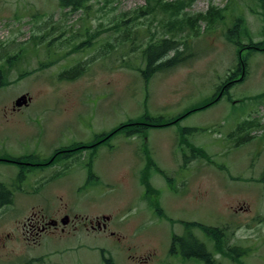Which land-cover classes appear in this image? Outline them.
<instances>
[{"label":"rangeland","instance_id":"obj_1","mask_svg":"<svg viewBox=\"0 0 264 264\" xmlns=\"http://www.w3.org/2000/svg\"><path fill=\"white\" fill-rule=\"evenodd\" d=\"M185 1H192L185 10L190 16L215 8L224 19L215 24L200 22L197 34L188 30L179 34L177 38L188 44L180 48L186 52L185 62L146 79L143 51L153 34L162 35V17L151 23L147 18L123 16L146 6V0H92L87 16L85 11L67 13L58 0H0V67L7 83L0 88V149L17 152L24 146L26 130L13 121L18 115L9 110L25 94L31 104L23 109L24 116L36 115L40 122L33 126L37 137L31 142L51 148L92 142L100 132L130 121L170 122L219 98L176 126L147 130L146 142L140 143L154 146L158 161L154 157L155 166L146 165L147 171L145 165L134 163L135 182L130 178L131 163L113 157L102 159L105 172L99 169L102 165L96 166L99 179L85 188L73 174L66 184L65 203L80 223L77 234L48 237L36 244L21 236L22 240L0 248V264H106L104 259L114 264H198L194 258L170 253L173 235H180L188 222L223 230L227 237L223 247L238 248L234 258L223 256L212 237L191 226L214 253L215 264H264V52L243 51L248 60L245 79L230 88V99L219 96L223 83L241 75L234 73L238 46L225 36L241 16L246 32L235 31V39L263 44L264 0ZM122 20L128 25H120ZM116 22L119 28L113 30ZM86 28L95 37L73 36ZM127 29L133 34L123 40ZM83 42L88 45L77 49ZM78 65L84 74L70 79ZM247 120L254 123L252 128L232 137ZM183 129L199 131L183 134ZM229 135L230 145L225 141ZM181 141L198 146L194 154L187 152L192 158L197 155L196 166L190 161L185 168L173 166L169 152L174 142ZM122 142L131 145L125 137ZM146 147L141 150L147 153ZM17 170L0 164V182L6 183ZM112 173L120 180L115 191L104 178ZM145 180H149L147 192L141 186ZM60 186L64 184L48 186L30 199L17 195L15 204L0 212L6 228H20L32 211L50 213L53 203L60 204L50 193ZM102 216L112 218L109 229L115 235L86 230ZM249 247L251 257L242 254Z\"/></svg>","mask_w":264,"mask_h":264},{"label":"flooded vegetation","instance_id":"obj_2","mask_svg":"<svg viewBox=\"0 0 264 264\" xmlns=\"http://www.w3.org/2000/svg\"><path fill=\"white\" fill-rule=\"evenodd\" d=\"M22 96H27L29 98L28 104L20 108L17 107L16 101L19 99L18 98L12 103V107L9 112H13L15 115H18V118L13 117L15 119L13 121H19L20 126H24L21 128L22 131L25 132L26 130L24 133L26 136L23 138V142H25L24 146L20 147L17 152H13L12 150L14 149L7 147L0 149V164L6 163L18 167L16 174L11 176L6 183L0 182V212L5 206L14 205L15 198L19 194L26 199H30L41 194L48 186H55L60 182L63 183L64 186H60L58 190L50 193V195L55 196L59 200L60 204L52 202L53 210H51L50 213L32 211L26 215V217L24 216L25 219L20 228H18V225L12 226L13 229L11 230L6 228L4 225V217L0 216V248L2 249L10 241L22 240L21 236H23L26 241L36 244L40 243L42 239H46L48 237L76 235L80 230V223L77 221L76 215H70V212H68L69 210L65 200L69 197V191L68 185L66 184L73 179V174L75 176L74 179H80V181L83 182L84 188L86 184H93L95 182L93 181L94 179H99L96 176V166H99L102 159L108 157L117 159V157L121 154L123 150L121 143L122 137L130 139L135 136H142L144 138L146 134H133L131 136L122 132L113 134L112 131L120 126L117 125L108 131L100 132L95 136L94 140L89 143L79 141L70 145H60L52 148L43 145H36V142L31 141L35 140L37 137V128L33 126L35 123L40 126L39 118L36 115L30 117L24 116L26 112H24L23 109L30 106L31 97L28 94ZM7 114L8 113H6L5 116L6 119L9 117ZM247 122L252 123L251 120H247ZM31 126L33 128L27 130V128ZM248 128H252L251 124L248 125ZM100 165L104 166V163ZM178 168H185V165ZM130 169L133 183L136 181L133 171L134 166H131ZM143 169L144 171H147L148 167L144 166ZM145 177L148 179L146 175H144V178ZM148 181L149 180H145V182L141 183V186L145 188L146 192L147 186L149 185ZM119 183L120 182H116L113 184L115 186L113 191L117 190ZM26 186L30 187L27 188ZM9 195L12 196V201L10 203L3 204L6 202V198ZM111 219L112 218L110 216H102L92 220L85 228L88 231L91 229L92 231L97 230L100 232H111L109 229ZM187 224L185 223L186 226ZM195 227L197 228V226ZM259 233L263 235L262 230H260ZM110 234L115 235L113 232ZM187 237L191 238L190 240L193 242V245L190 246L189 244H186ZM203 243L204 242L201 240V237L197 232L195 233L190 227H186V229L184 228L181 231L180 235H173L170 253L180 255L186 260L194 258L198 264H206L198 256L201 244ZM227 247V252H231L230 250L233 249L232 247L236 246H230V244H228ZM248 249L249 250L245 249L246 251L243 250L242 254L247 253L246 256L251 257L249 252L251 247ZM223 256H226V254H223ZM32 260L39 262L38 258H33ZM245 262L242 264H249L248 262Z\"/></svg>","mask_w":264,"mask_h":264},{"label":"trees","instance_id":"obj_3","mask_svg":"<svg viewBox=\"0 0 264 264\" xmlns=\"http://www.w3.org/2000/svg\"><path fill=\"white\" fill-rule=\"evenodd\" d=\"M60 3V7L64 10H68L67 13L74 14L80 11H85L86 16L89 15V10L92 7L91 1L92 0H58ZM263 1V0H262ZM147 4L146 6L135 10L134 12H131L129 14H123V16L128 15H134V18L136 20H140L142 18H147L150 20L151 23H153L156 18L159 15L162 17L160 20L162 23L163 33L160 37H158L157 34H153V37L151 39V43L146 47V49L143 51V58L146 62V68L142 71V74L146 79L152 77L153 75L167 71L170 68H174L181 63L185 62L186 59V52L180 50L181 47L187 46L186 42H183V40H180L177 38L179 34L182 32L188 30L189 32L197 34V26L200 22L206 21L210 24L218 23L219 21L224 19V15L220 10H217L215 8H211L206 14H197L195 16H190L187 12H185L186 8L191 6L192 1H185V0H172V1H165V0H146ZM151 18V19H150ZM214 19V20H212ZM214 21V22H213ZM118 23L116 22L113 24V30L119 28ZM122 26H127L128 21L122 20L121 24ZM72 28V27H71ZM240 29V30H239ZM240 31L241 34H245L246 32V25L244 19L239 16L237 18V22L234 25L233 29L229 30L226 37V40H229L234 45L238 46V57H239V64L237 66L236 72H234L236 75H238L239 72H241L239 75L240 77L238 79L229 78L225 83L222 84L220 87V97H227L230 99L229 90L230 88L235 85V83L239 81H243L247 75L248 70V60L247 57H243V51L249 50L251 53L254 52H264V43H254L251 41L248 44H244L240 42L239 40H236L233 36L234 33L238 35V32ZM80 31V30H79ZM91 29L86 28L83 31H80L78 34L75 33L73 36H83L88 35L92 38L95 37V35L90 34ZM158 33V32H157ZM131 34H133V30L130 29L125 30V33L123 35V40H130ZM135 34V33H134ZM160 34V33H158ZM45 39V38H44ZM74 39V38H73ZM90 43V42H89ZM53 42H49L48 48L50 49ZM85 45H88L87 42L81 43L79 46H77V49L84 48ZM86 47V46H85ZM172 54V56H170ZM52 63V62H50ZM77 71L72 75L69 76L70 79H77L81 77L85 70L78 65L75 67ZM70 72V70H69ZM68 77V76H67ZM235 78V77H234ZM6 83V75L4 70L0 67V88L5 86ZM219 100H213L210 103L203 105L202 107L198 109H193L191 111H188L187 113L179 116L176 119H173L172 121H165L162 119H155V118H148L146 122L142 121H130L129 123L121 124L117 129L113 130V134H116L117 132L126 133L129 136L133 134H145L147 130L151 128H161L163 126H172L177 124L179 121H181L183 118L187 117L191 113L199 110L206 109L210 107L212 104L216 103ZM252 126V123H249L245 121L243 124L238 126L237 131L233 134L232 137H235L236 133H243L245 130H248V125ZM250 127V126H249ZM251 139V136H250ZM12 201V196L9 195L6 198V203H10ZM200 227L209 237H212L216 245L221 249L222 254H226L231 258H234L232 254L236 252L238 248L232 247L233 249L230 250L231 252H227L228 250L223 247V245L227 242V237L224 235L223 230H220L218 228H210L203 226L202 224L198 223H188L187 227ZM211 238V239H212ZM191 238H186V244L193 245V242L190 240ZM226 241V242H225ZM209 249H207L206 244H201L200 250H199V257L203 260L206 264H215L214 253H212ZM106 264H114L112 259H104Z\"/></svg>","mask_w":264,"mask_h":264},{"label":"crops","instance_id":"obj_4","mask_svg":"<svg viewBox=\"0 0 264 264\" xmlns=\"http://www.w3.org/2000/svg\"><path fill=\"white\" fill-rule=\"evenodd\" d=\"M169 127H171V126H169ZM198 131H199V129H185V130L183 129V134L193 133V132H198ZM126 140H127V142H131V145H125L121 141L122 146H123V150H122L121 154L117 157L120 162L121 161H123V162L125 161L124 163L130 162L131 166L134 163H136L137 165H145V166L146 165L149 166V164L151 163V165L155 166L154 162L158 161L157 152L155 150V147L151 146L149 144V141H148V144H149L150 148L146 147L140 143V141H143V142L145 141L142 136H135V137H132V138L126 139ZM225 141L227 142V144L230 145L233 142V138L231 137V135H229ZM142 147L148 148L149 151L147 153L143 152L141 150ZM181 147L184 148V151H182ZM197 148H198V146H195V145H192L189 143H184V145H182V141H181V143L174 142V145L172 146V148L169 152L171 157H172L170 160L174 161L173 166L174 165H176V167H180V166H184V165L186 166V161H188V162L190 161L189 164L191 166H196V164H194V161H196L197 155L192 158V157L187 155V152H192V154H194V151L197 150ZM186 149L187 150L189 149L190 151H186ZM149 155H151L153 159H149L148 158ZM154 157L156 158V161L154 160ZM152 160H154V162ZM175 162H176V164H175ZM156 164L158 166H161V164H158V163H156ZM165 164H166V162L164 163V165ZM105 166H106V164L104 166L100 167L103 172H105V170H104ZM100 174H103V173H100ZM112 174L113 175H109L108 177L107 176L104 177L105 180L107 181V183L114 184L116 182H120V180L117 179V176H116L117 174H114V173H112ZM130 178H131V173H130ZM110 192H112V191H110Z\"/></svg>","mask_w":264,"mask_h":264},{"label":"water","instance_id":"obj_5","mask_svg":"<svg viewBox=\"0 0 264 264\" xmlns=\"http://www.w3.org/2000/svg\"><path fill=\"white\" fill-rule=\"evenodd\" d=\"M28 102H29V98L27 96H22L16 101V106L20 108L28 104Z\"/></svg>","mask_w":264,"mask_h":264},{"label":"bare ground","instance_id":"obj_6","mask_svg":"<svg viewBox=\"0 0 264 264\" xmlns=\"http://www.w3.org/2000/svg\"><path fill=\"white\" fill-rule=\"evenodd\" d=\"M212 20H214V19H212ZM214 22V21H213Z\"/></svg>","mask_w":264,"mask_h":264}]
</instances>
